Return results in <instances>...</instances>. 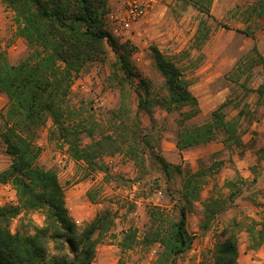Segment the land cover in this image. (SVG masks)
<instances>
[{
  "label": "trees",
  "instance_id": "16d2710c",
  "mask_svg": "<svg viewBox=\"0 0 264 264\" xmlns=\"http://www.w3.org/2000/svg\"><path fill=\"white\" fill-rule=\"evenodd\" d=\"M0 1L13 12L16 34L30 49L17 64L9 63L6 54L0 52V94L7 99L6 107L0 112V137L5 152L11 157L10 164L0 170V184H10L16 194L15 203L0 205V264H91L97 244L114 224V214L108 208L98 211L81 229L70 216L56 169L38 165L41 148L36 143L37 133L48 121L51 122L49 138L66 142L73 160L84 163L89 173H102L106 181L124 184L137 179L111 174L103 161L104 155L122 153L142 172L146 169V152L167 182L180 179L178 197L172 208L167 211L157 205H146L147 223L141 235L137 228L130 226L118 241L121 251L136 246L148 249L158 244L160 248L152 264H173L175 257L188 252L193 244L194 237L186 226L188 212L201 198L203 186L225 161L215 159L208 165L201 164L181 178V165L168 162L155 151L153 126L145 131L141 115L146 113L152 120L156 107L167 113L176 112L175 146L179 151L218 137L229 150L241 148L240 119L254 115L249 104L242 100L252 92L247 82L254 67L261 65L264 70L263 55L253 44L249 54L239 58L233 69L230 80L239 82L242 99H226L210 112L208 121L187 125V121L200 113V108L179 58L151 44L149 57L162 80L153 86L142 77L132 60L135 47L128 40L120 42L107 31L110 0ZM186 1L210 16L213 0ZM243 12L248 17L264 18V0H254ZM210 33V26L201 19L192 47L201 51ZM110 51L114 58L109 62L107 81L118 90L120 98L119 106L110 111L104 128L91 115L82 119L81 112L68 101L77 75L91 63L107 61ZM183 54L189 57V51ZM189 62L197 63L193 59ZM255 92L257 104H263L264 82ZM133 94L135 107L131 103ZM230 105L237 112L227 118L226 108ZM82 136L90 141L83 144ZM237 180L242 178L237 176ZM224 185L231 187L227 195L210 194L202 200L200 226L204 232L210 228L213 217L241 192L235 180H227ZM87 197L95 201L90 192ZM32 211L43 213L41 225L27 217ZM16 217L20 218L23 230H11ZM241 231L246 233L248 249L260 248L264 243V212L258 217L243 212L233 216L214 244L212 264H241L237 245Z\"/></svg>",
  "mask_w": 264,
  "mask_h": 264
},
{
  "label": "rangeland",
  "instance_id": "374dc122",
  "mask_svg": "<svg viewBox=\"0 0 264 264\" xmlns=\"http://www.w3.org/2000/svg\"><path fill=\"white\" fill-rule=\"evenodd\" d=\"M253 1L213 0L210 16L207 17L190 1L156 0L150 11L135 21L122 38L114 36L113 19L110 15H107L106 28L120 42L128 40L135 47L132 60L142 77L153 86L162 79L149 57V46L156 44L163 53L179 58L184 75L190 81V90L197 97L200 108V113L187 121V125H197L208 121L210 112L224 100L242 99L243 89L239 82L230 80L239 58L249 54L253 44L264 57V18L248 17L243 12ZM109 6L110 12L119 13L118 0H110ZM13 15L0 1V52L6 54L9 63L17 64L30 53V49L26 41L16 34ZM201 19L210 26L211 33L202 50L197 51L192 47V40ZM245 30L251 34L245 33ZM183 51H189L188 58ZM113 58L114 54L110 51L107 61L89 64L73 80L69 93L68 103L81 112L80 117L88 119L91 115L104 128L107 127L110 111L119 106V92L107 81L109 62ZM189 59L197 62L196 65L190 63ZM263 82L264 70L261 65L255 66L247 82V87L252 92L242 100L249 104L254 115L250 119H240L239 133L243 142L241 148L229 150L218 137L209 143L179 151L175 146L176 112L167 113L156 107L152 112L154 122L148 114L141 115L145 131L153 126L155 151L168 162L181 165V178L187 171L198 169L201 164L208 165L215 159L225 161L203 186L201 198L194 202L188 212L186 226L194 237L193 244L188 252L176 256L173 264H212L211 251L220 238L223 226L240 212L251 217H258L264 212V103L257 104L255 92ZM134 97V94L131 95L132 107L136 105ZM6 104L5 95L0 94V112ZM236 112L237 108L228 106L227 118H232ZM50 124L48 121L37 133L36 143L41 148L38 165L56 169L66 206L78 228L81 229L98 211L105 208L114 214V224L105 238L97 244L96 255L91 264L154 263L160 248L158 244L148 249L136 246L121 251L118 241L130 226L137 228L138 235H141L147 223L146 205H157L170 210L178 197L180 179L167 182L158 165L151 162L149 153L146 152V169L142 172H138L133 162L122 153L104 155L103 161L111 174L137 179L124 184L106 181L102 173H89L84 163L73 160L66 142L49 138ZM89 141L88 137L82 136L83 144ZM10 162L11 157L5 152V145L0 137V170ZM237 176L242 180H237ZM227 180H235L241 192L232 203L213 217L210 228L204 232L200 226L203 219L202 200L210 194L227 195L231 189L224 185ZM88 192L94 195L95 201L88 199ZM15 202L14 188L8 183L0 184V205ZM27 217L37 225L43 223L41 211H32ZM23 228L20 218L12 220V231ZM237 245L238 261L241 264H264V243L257 250L248 249L246 233L241 231L237 237Z\"/></svg>",
  "mask_w": 264,
  "mask_h": 264
},
{
  "label": "built area",
  "instance_id": "2783aa9c",
  "mask_svg": "<svg viewBox=\"0 0 264 264\" xmlns=\"http://www.w3.org/2000/svg\"><path fill=\"white\" fill-rule=\"evenodd\" d=\"M156 0H118L120 3L119 13L110 12L113 19V34L116 37H123L132 24L147 14Z\"/></svg>",
  "mask_w": 264,
  "mask_h": 264
}]
</instances>
